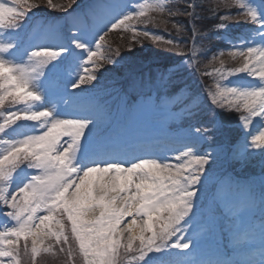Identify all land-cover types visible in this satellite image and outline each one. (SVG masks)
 Masks as SVG:
<instances>
[{"label":"snow or ice","instance_id":"snow-or-ice-1","mask_svg":"<svg viewBox=\"0 0 264 264\" xmlns=\"http://www.w3.org/2000/svg\"><path fill=\"white\" fill-rule=\"evenodd\" d=\"M120 2L124 6L122 12H114L103 0H98L86 12L69 16L72 21L81 16L94 21L90 31L73 23V35L90 32L94 39L91 43L71 40L75 49L83 50L78 76L69 86L71 89L80 90L84 85L97 87L94 82L99 80L102 69L106 71L108 66L117 68L120 65V49L112 54L99 51L105 47L107 32L113 30L132 31V40L138 47L143 45L140 36L153 42L162 41L164 51L184 59L171 66L158 64L146 72L125 68L113 76L102 93L89 97L78 94L73 98V106L85 112L84 116L60 118L46 107H31L42 100L41 90L34 81L44 74L45 66L68 51L55 46L61 38L56 35L55 23L36 26L42 33L41 42L45 40L42 37L50 36L52 44L27 50L23 63L0 55V134L6 133L17 121L35 122L36 128L22 138L0 140L7 145L0 150V209L13 221L11 226L0 231V264H5L6 260L7 264H22V253L30 255L32 264H36L40 246L51 238L60 245V252L66 251L69 259L79 255L83 264H151L150 254L170 249H179L185 255L169 264H195L188 257L193 254L194 241L199 239L195 226L203 214L200 201L211 184H215L216 191L208 196V226L215 230L223 224L237 242L242 235L258 241L259 258L211 259L201 264H264V179L260 181L261 191L257 198L252 185H236L235 192H229L226 186L231 185V180L215 179L212 171L213 165L225 158L228 151L223 143L216 142L217 134L227 127L218 109L239 113L236 115L237 128L244 154L240 158L250 157L258 150L264 159V127L256 130L258 134L250 131L254 118L264 121V16L260 15L264 6L258 9L241 0H224L216 5L228 8L232 3H239L242 11L235 18L227 19H234L235 23L250 22L254 27L248 38L240 43L229 40L234 49L230 55L243 58L240 67L201 73L196 60V37L201 34L198 24L206 25V20L197 9L205 5L190 0L183 8L173 9L163 3L147 6L161 12L166 9L170 18L183 16L186 19L187 27L178 21L173 23L177 32L175 40H162L161 36L149 31L136 30L134 21L153 22L145 5H139L137 10L128 0ZM74 5L77 0L60 4H54L53 0H12L11 6L7 0H0V31L19 29L35 8L67 14ZM221 29H225L224 24L215 26L217 32ZM189 31L190 48L187 42L181 44L179 40ZM221 38L217 35L218 40ZM12 47L13 43H0V54H6ZM132 49L129 43L123 52ZM215 59L217 57L213 56ZM185 67L196 78L200 94H194L182 77ZM241 73L251 78L252 83L236 86L224 83ZM204 75L216 77L214 87L203 83L201 77ZM104 96L115 99V109ZM204 98L208 103L201 111ZM161 118L164 121L199 118L202 122L169 135L167 140L153 137L148 150L131 147L143 153L134 159L98 161L83 168L74 166L73 159L86 129L89 137L95 136L102 141H126L136 126L147 122L162 123ZM133 143L139 145L145 141L137 138ZM204 144L207 148L201 151ZM157 151L164 155H154ZM22 164L33 172L22 186L9 193L3 182L8 181ZM242 204L252 209L259 207V219L255 215L248 220L242 219L237 211ZM217 209H222V216L216 214ZM126 217L131 219L124 223ZM48 250L43 248L44 252Z\"/></svg>","mask_w":264,"mask_h":264},{"label":"rangeland","instance_id":"rangeland-1","mask_svg":"<svg viewBox=\"0 0 264 264\" xmlns=\"http://www.w3.org/2000/svg\"><path fill=\"white\" fill-rule=\"evenodd\" d=\"M11 6L12 0H7ZM30 2H38V0H30ZM89 0H77V5L73 6V9L69 10V13H62L59 10L47 9L44 7L35 8L30 12L25 19L21 22V26L17 30H7L0 31V43H13V47L8 50L4 55L5 59H9L15 63H23L26 60L27 50H31L33 47L37 46H49L52 44L51 37L45 36L42 37L45 39L41 42V31L36 27L40 23H55L57 25L56 35L61 36L60 40L56 42L55 46L65 47L68 49L67 52L62 53L60 57H57L56 60L51 61L47 66H45L44 74L39 77L34 83L41 90L42 100L37 104L31 107H46L52 111L53 115L60 118L68 117H80L86 115L85 112L80 111L78 108L73 106V98L78 94L82 97H89L91 95L101 92L104 88H107L109 82L112 80L114 75H119L124 71L125 68L131 71L136 72H146L150 68L158 65H168L171 66L173 63H178L184 59V57H178L174 53L167 52L163 50V44L161 42H153L150 38L146 39L143 36H140V42L143 44L138 47L135 42L132 40V31H118L113 30L112 32H107L105 41L103 42L105 47L101 48L99 51L106 54H112L116 49L122 51L120 59V65L117 68L113 66H108L107 70H101L99 80L94 82L97 87L93 86H82L80 90L71 89L69 86L75 82L78 76L79 71V62L83 56V50H77L71 44L72 39H78L86 43H91L94 37H91L90 32L81 31L80 33L73 35L71 30L73 23L82 30H92L94 21L91 17L81 16L79 20L72 21L69 20V16L86 12L90 6H86ZM98 0H93L92 4L97 3ZM112 11L122 12L124 6L121 4L120 0H103ZM131 7L139 10V5H145V11L149 17L153 18V22L144 24L135 22L136 30L138 32L149 31L151 34L159 35L162 37V40L166 39H176L177 32L173 28L174 22H179L186 25V19L183 16L170 18L168 12H161L159 10L149 9L147 6L155 5L157 3H163L166 6H171L173 9L179 7L183 8L190 0H128ZM224 0H196V3L203 4L205 7L203 9L198 8L197 11L205 17L206 25L198 24L200 27L201 34L197 36L196 45L198 48V55L196 60L199 61V68L201 73H213L215 70L219 69L221 71L227 69H234L240 67L243 63V58L240 56H232L230 52L234 49L231 47V44L228 41H224L222 38L217 39V35L227 37L236 42L240 43L242 39H247L253 25L245 24L244 22L235 23L234 19H227L228 17L235 18L237 13L242 11L239 7V3H232L231 7H219L217 4H222ZM241 2H247L254 4L258 9L261 8V0H241ZM54 4L66 3V0H53ZM261 16H264V11L260 12ZM64 16V17H63ZM66 18L68 26L67 30H63V25L60 24V20L56 18ZM165 21H167L165 23ZM58 22V23H57ZM217 24H224L225 29L215 30ZM34 27L36 30L33 31ZM71 29V30H70ZM211 30V31H210ZM189 32L179 37L180 43L184 44L187 42L188 45ZM240 38L234 40L233 38ZM133 45L131 51L123 52L128 44ZM187 48H185V51ZM148 53L149 56H146ZM222 53V54H221ZM213 56H216L217 59L213 60ZM91 67V65H88ZM182 77L186 83H188L194 94H200V88L197 83L196 78L191 74V71L185 67V70L181 73ZM203 83L208 86L215 85L216 77L210 75H204L201 77ZM229 86L236 85H247L252 83L251 78L246 74L241 73L233 77H229L225 82ZM109 103V105L114 108L116 107V101L113 97L104 96ZM67 101V104H65ZM134 100H130V103ZM208 103L207 99L204 98L201 101L200 108L201 111L204 110V105ZM115 105V106H114ZM220 119L227 125L216 136L217 143H223L227 153L225 158L218 160L216 164L213 165L212 171L214 173L215 179L218 180H231V185L226 186L229 192H235L236 185H252L254 192L259 197L261 191V179H264V171H247V170H258L264 169V159L258 154V150L253 153L250 157H243L244 154L240 149L239 139L241 133L238 131V115L239 113H226L223 110H217ZM237 115V116H236ZM162 123L147 122L138 125L142 127L147 125L145 131L150 133H163L165 136L175 134L174 131L170 129L177 128V133L181 132L183 129L188 128L190 125H195L202 122L199 118L196 120H178V119H169L164 121L161 118ZM159 127L160 129H155ZM90 128L92 125L89 126ZM137 127V126H136ZM263 126H260V128ZM169 128V129H168ZM260 128H253L250 125V131H253V134H258ZM36 130L35 122L31 121H17L16 124L12 125L9 129L6 130V133L0 134V140H16L22 138L25 135H28ZM144 131V130H143ZM89 130H85V136L82 137L81 146L78 149L74 159L73 164L76 165L79 160H82L84 155L83 152L87 147L96 146L103 142L97 137H89ZM251 137H249V140ZM7 145L0 143V150L5 148ZM91 147V148H92ZM178 147V145H176ZM207 148V144L201 146V151ZM148 150V149H142ZM137 152V151H134ZM132 153V159L136 158L135 153ZM139 156L143 153L139 152ZM156 156L162 157L163 152L157 151L153 153ZM235 156L236 158H228L230 156ZM138 157V156H137ZM91 163V162H89ZM88 163V164H89ZM85 167V166H84ZM231 167V168H230ZM33 172L32 169H28L26 165H20L8 181L3 182V185H7L8 192L14 191L16 188L22 186L28 179L30 174ZM241 172L244 173L245 181L238 179L233 180V176L237 178L242 176ZM225 177V178H223ZM235 177V178H236ZM216 191L215 184L209 186L208 193L205 194L203 200L200 201L201 209L203 210L202 217L198 224L195 226L196 231L199 233V239L194 241L193 244V254L188 257L195 262V264H201L203 261L211 259H224L223 255L213 253L214 249H217L216 252H222L223 254H229L231 248L234 246V251L232 252L233 256L228 259L238 260V256L259 258V245L258 241H253L248 239L245 236H241L240 240L237 242L233 240L231 234L224 228L223 224L218 226L215 231L206 232L207 222L206 217L209 199L208 196L210 193ZM256 210H258V216L260 215L259 207L252 209L243 204L237 209L238 214L242 219L248 220L253 215L256 217ZM216 214L222 216V209H217ZM66 222V217L64 218ZM13 221L3 214V210L0 209V231L5 227L11 226ZM191 231V229L189 230ZM23 241H21V246ZM218 245L220 249L216 246ZM41 251L37 253L36 264H83V261L79 255H75L74 258L69 259L66 251L60 252V245L57 244L54 238L48 239L45 241V244L40 246ZM48 248L47 252L43 251V248ZM67 248V246H65ZM185 253L179 249H170L158 254H150L151 264H158V262H174L180 257L184 256ZM20 259L22 264H32L30 255H21ZM7 264V260L5 261Z\"/></svg>","mask_w":264,"mask_h":264},{"label":"bare ground","instance_id":"bare-ground-1","mask_svg":"<svg viewBox=\"0 0 264 264\" xmlns=\"http://www.w3.org/2000/svg\"><path fill=\"white\" fill-rule=\"evenodd\" d=\"M222 39L225 41L226 38L222 36ZM253 128H260V126L264 127V121L261 118H254L253 123L251 124ZM153 137H161L162 139L167 140L168 136H164L163 133H149L142 132V130H136V127L131 131L126 141H114V142H106L103 141L96 146L87 147L83 152V159L79 160L76 165L80 168L87 166L89 162H103L105 160H121L125 153L134 152L131 147H138L139 149H150L151 144L149 143ZM142 139L145 141L144 145L147 146L141 147L142 144H134L133 142L137 139ZM172 143L171 141H169ZM140 146V147H139ZM143 146V145H142ZM174 146H176L174 144ZM122 153V154H121ZM125 154V155H128ZM127 158V156H126ZM90 164V163H89ZM131 218L126 217L124 223H127Z\"/></svg>","mask_w":264,"mask_h":264},{"label":"trees","instance_id":"trees-1","mask_svg":"<svg viewBox=\"0 0 264 264\" xmlns=\"http://www.w3.org/2000/svg\"><path fill=\"white\" fill-rule=\"evenodd\" d=\"M225 37L227 38V40H230L227 36H225ZM234 38H235V37H234ZM234 38H233V39H234ZM231 41H232V40H231ZM149 55H150V54H149ZM149 55H148V53L146 54V56H149Z\"/></svg>","mask_w":264,"mask_h":264}]
</instances>
